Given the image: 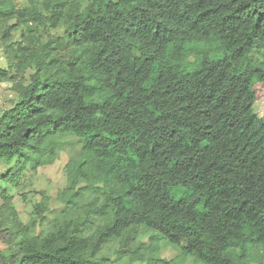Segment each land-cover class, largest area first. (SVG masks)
<instances>
[{"label":"trees","instance_id":"1","mask_svg":"<svg viewBox=\"0 0 264 264\" xmlns=\"http://www.w3.org/2000/svg\"><path fill=\"white\" fill-rule=\"evenodd\" d=\"M263 52L264 0H0V264H262ZM66 136L64 209L23 222Z\"/></svg>","mask_w":264,"mask_h":264},{"label":"rangeland","instance_id":"2","mask_svg":"<svg viewBox=\"0 0 264 264\" xmlns=\"http://www.w3.org/2000/svg\"><path fill=\"white\" fill-rule=\"evenodd\" d=\"M18 3L23 4L28 2V0H16ZM264 54V52H263ZM9 84H0V106L4 107L10 102L13 98V94L9 91ZM254 112L256 115L264 118V89L260 93V99L254 105ZM61 142L64 143V147L62 152L58 155L57 158L53 161V163L46 167H39L37 172H33L29 170V168L25 167L23 176L19 179L21 183H23L21 189H11L12 194L15 197L14 206L20 216V219L23 222H28L33 212L34 206L41 201L40 195H38V191L45 190L47 195L49 196V206L51 212L46 214L48 218H52L53 215L59 213L64 209V206L58 201V194L65 188L66 186V175H65V165L69 161V159L76 155L81 149V144L78 138L72 136H66L60 139ZM27 183V184H26ZM30 184V186H29ZM26 193V200L23 201L20 193ZM156 234L154 231L145 232L142 231L140 233V237L138 241L143 242L144 248H149L150 235ZM160 250L158 253V257L167 262L173 261L176 259L180 250L176 249V247H171L166 245L164 242L160 244ZM118 245L117 242L112 243L108 248L103 251V255L112 254ZM143 248V249H144ZM5 246L0 245V250H4ZM125 264V262H124ZM142 264V263H135ZM155 264H163L162 262H157ZM184 264H195L191 258H188ZM264 264V260L262 262Z\"/></svg>","mask_w":264,"mask_h":264}]
</instances>
